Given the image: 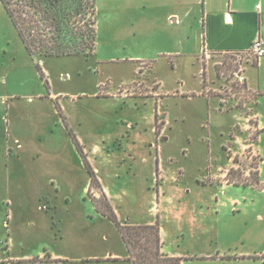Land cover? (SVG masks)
I'll use <instances>...</instances> for the list:
<instances>
[{"label":"rangeland","instance_id":"1","mask_svg":"<svg viewBox=\"0 0 264 264\" xmlns=\"http://www.w3.org/2000/svg\"><path fill=\"white\" fill-rule=\"evenodd\" d=\"M97 11L96 54L40 59L46 80L38 75L35 81V67L13 71L2 50L10 53L20 45H4L6 38L19 36L0 5V100L8 102L1 105L0 133L8 117L11 134L25 144L23 177L10 185L0 181V261L8 258L7 244L13 258L31 260L15 264H81V256L102 257L120 248L121 237L111 222L88 218L96 211L91 200L105 194L121 217L141 222L156 219L158 192L167 198L160 206L163 239L186 256L187 264H264V135L252 115L250 125L244 124L237 111L252 96L226 104L209 101L198 94V68L189 63L173 71L160 59L154 75L166 89L183 80L185 92L196 94L171 95L156 105L143 74L137 75L138 64L126 62L153 59L169 47L167 30H148L141 39L105 0H98ZM217 65L213 97L228 82ZM133 82L141 85L118 93ZM118 98L129 101L121 104ZM258 109L263 116L264 103ZM126 121L135 124L133 130ZM73 136L106 189L86 190L88 174ZM155 153L169 187L164 170L156 173ZM55 259L68 261L51 263Z\"/></svg>","mask_w":264,"mask_h":264},{"label":"crops","instance_id":"2","mask_svg":"<svg viewBox=\"0 0 264 264\" xmlns=\"http://www.w3.org/2000/svg\"><path fill=\"white\" fill-rule=\"evenodd\" d=\"M105 4L110 11H118L119 16L125 19L127 25L132 30V35L135 37L145 39L148 30H154L157 33L160 32V34H164L165 29L167 30V43L169 47L159 49L158 54L153 57V59L146 60L138 58L126 62L138 64L137 75L143 74L144 82L147 83L149 90L153 94L150 101L153 100L156 105L159 100H163L171 95L175 97H179L180 95L183 97H192L193 94H196L185 92L184 87L186 82L183 80L176 81L179 87H173L170 90L166 89L167 84L154 75L155 66L160 59L167 60L173 71L178 70L181 65L189 63L192 67L198 68L201 78V90L198 94L209 101L218 100L220 102L218 97L203 95L206 91L215 89L214 79L217 76L216 65L222 62L225 54L248 53L256 40L264 42V0H105ZM16 39L15 37L6 38L4 45L11 46L12 42L16 43L18 41L17 43L20 46H18L17 49L11 50L10 53L6 51L5 47H2V50H4L6 54H9V62L13 64V71L22 69L26 73L35 67L36 72L34 78L36 81L38 75H40L37 65H42L43 62L40 61V58L32 57L29 54L20 38L19 40ZM203 72L206 73V86H204ZM245 75L248 89L252 94V99L244 105V108H237L240 122L244 124L247 122V124L250 125V117L248 116L252 115L256 120V129H258L260 133L262 131L264 135V115H260L258 109L259 106L264 103V57L256 63L251 61L247 62L245 65ZM26 85L27 83L24 82V86ZM180 88L182 91L179 90ZM29 100H32V98L30 97ZM133 100L136 103L141 102L140 99H131L130 102ZM127 101L129 100H119L121 104H127ZM6 103H8L7 100H0V110L1 105L3 106V104ZM143 103L146 104L147 102ZM158 113L159 112H157V114ZM5 121V130L0 133V136H3L2 141L5 142V150H0V181L6 185H10L23 177V161L21 158H23L25 153V144L22 139L11 134V123L8 117H6ZM154 123H156V114L154 115ZM126 125L127 128L131 130L135 127V124L130 121H126ZM119 138L124 139L126 136L123 135L118 137L117 140ZM127 138L133 141L135 140L129 131ZM163 140L168 141L169 137L165 135ZM151 145L152 142L150 143V146ZM119 149L125 150L126 147ZM108 152L110 153V151ZM155 168L156 173L160 172V169H163L165 177L167 176V171L164 167H161V160H159L158 157L155 160ZM93 170L97 176L99 186L106 189L107 185L103 177L99 176V171L95 170V168H93ZM258 170L261 171L260 168ZM67 173L69 174V172ZM65 175V177L62 175V178H68L66 173ZM55 180V178H50L49 182H51L56 189H59L60 185L59 183L56 184L57 181ZM86 183V190H89L91 185V178L89 175ZM165 185L169 187L167 177ZM179 185L181 186L182 184ZM155 193L157 197L156 201L159 203V213L156 214L155 220H143L141 222L133 221L128 217H121L116 208L114 211L122 224H154L158 219L160 223V236L163 242V251L172 257L182 258V264H187L188 260L186 256L176 252L173 247L163 239V230L161 227L162 209L160 206L164 204L167 198L165 195L159 198L158 192ZM179 200L181 201V199ZM201 207V212H203L205 215L204 217H206L204 205ZM8 217L9 214L7 213V218ZM88 218H91L93 221L111 222L96 211L95 213H89ZM104 238L107 240L110 239V237L106 235H104ZM119 247L118 250H110L102 257L98 255L81 256L79 257L80 262L81 264H133L128 261L129 254L122 239ZM4 249L7 251L8 258L2 262L0 261V263L15 264L17 262L23 263L31 261L25 258H13L8 244L5 245ZM46 250L49 251L48 248H44L43 251ZM36 257H38V255ZM62 260L68 261L67 259ZM62 260L55 259L51 263L60 262ZM38 264L47 263L39 262Z\"/></svg>","mask_w":264,"mask_h":264},{"label":"trees","instance_id":"3","mask_svg":"<svg viewBox=\"0 0 264 264\" xmlns=\"http://www.w3.org/2000/svg\"><path fill=\"white\" fill-rule=\"evenodd\" d=\"M19 38L32 57L83 56L91 58L97 50V0H0ZM43 80L46 76L37 65ZM206 86V73L202 74ZM47 86L49 85L46 81ZM158 114L156 113V122ZM159 135V130L156 132ZM81 154L91 185L101 188L97 176L73 136ZM230 171L237 172L232 168ZM234 181L232 184H238ZM259 184V181L256 182ZM96 212L111 221L126 245L133 264H182L183 259L172 257L163 251L158 219L154 224H122L105 194L102 199H92Z\"/></svg>","mask_w":264,"mask_h":264},{"label":"built area","instance_id":"4","mask_svg":"<svg viewBox=\"0 0 264 264\" xmlns=\"http://www.w3.org/2000/svg\"><path fill=\"white\" fill-rule=\"evenodd\" d=\"M264 57V42L261 40H256L248 53H232L225 54L222 62L217 66L218 74L221 76L223 73L224 79L226 82L223 90L220 91L221 94H217L222 101V104H226L229 99L233 98H243L252 96L247 86V78L245 75V65L247 62H258ZM226 75V76H225ZM229 79H228V77ZM141 85L138 82L131 84L129 87L118 88L119 94H127L130 90L138 88ZM125 91V92H124ZM206 96H213L211 90L204 93ZM252 98V97H251Z\"/></svg>","mask_w":264,"mask_h":264}]
</instances>
